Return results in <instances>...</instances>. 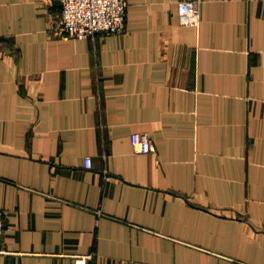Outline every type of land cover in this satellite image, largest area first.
Segmentation results:
<instances>
[{"label": "crops", "instance_id": "1", "mask_svg": "<svg viewBox=\"0 0 264 264\" xmlns=\"http://www.w3.org/2000/svg\"><path fill=\"white\" fill-rule=\"evenodd\" d=\"M58 12L0 0V264H264V0H128L94 39Z\"/></svg>", "mask_w": 264, "mask_h": 264}, {"label": "built area", "instance_id": "2", "mask_svg": "<svg viewBox=\"0 0 264 264\" xmlns=\"http://www.w3.org/2000/svg\"><path fill=\"white\" fill-rule=\"evenodd\" d=\"M59 6L53 32L60 37L94 39L96 36L121 34L125 30L128 0H45ZM178 17L183 26H197L199 8L196 2L178 3ZM130 143L135 153H155L147 133H133ZM86 169L91 167L89 157L84 159ZM5 214L0 210V241L4 231ZM89 257H79L75 264H86Z\"/></svg>", "mask_w": 264, "mask_h": 264}]
</instances>
